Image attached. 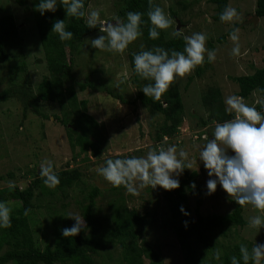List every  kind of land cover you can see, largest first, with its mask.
Wrapping results in <instances>:
<instances>
[{
	"label": "trees",
	"instance_id": "obj_1",
	"mask_svg": "<svg viewBox=\"0 0 264 264\" xmlns=\"http://www.w3.org/2000/svg\"><path fill=\"white\" fill-rule=\"evenodd\" d=\"M92 0H83L85 12L88 13ZM198 1V0H195ZM216 6V14L213 18L221 22L220 13L229 6L230 0H211ZM17 3L24 5L25 11L31 12L35 17L36 27L38 30V40L44 51V58L40 57L39 62L44 61L49 73L42 77V80L35 85L30 79L17 82L20 72L26 71V63L23 62L10 69L9 85L0 89V102H7L9 99L18 97V109L21 112V121L26 122L33 116L39 118H51L64 121L68 126V140L74 150V158L84 153L89 158V152L92 156L100 158L103 156L104 149L102 143L101 124L93 114L89 112V100H79L78 92L91 89L94 91H103L111 93V96H117L120 101L132 104H142L151 111L162 114L163 122L159 125L154 138L158 144L167 136L172 139L176 136L179 126L185 120L186 108L183 100V94L178 87L177 79L170 86L169 90L163 94L160 101H155L151 96H145L142 88L152 81L140 78L134 68V54L143 50H151L155 47H162L165 50L183 51L185 41L183 34L180 37L169 36L165 30H160L159 39L153 40L149 38V28L152 27L149 18V0H118L113 2L115 15L112 17H120L127 22V13L140 12L143 13L142 19L145 21L141 25L143 39L141 45H134L136 49L132 50L130 44L129 62L132 68V83L137 89L133 101L123 100L122 94H115L112 90L107 91L99 88V82L87 75L84 79L81 77L82 70L76 67V56L79 53L81 45L85 38L99 31L98 28H88L86 19L66 16V12L62 5H59L56 12H45L41 15L35 10V5L39 0H17ZM153 3L158 5L156 0ZM176 4L180 6V10H185L190 3L187 0H178ZM170 13L173 17H179V10L173 6L170 7ZM264 18V0H257L254 15ZM105 17V13H101ZM57 19H64L66 30L73 33V38L61 41L56 32L51 31L53 23ZM110 20V19H109ZM223 23V22H222ZM240 24H235L237 28ZM176 30V29H174ZM233 28L226 30L216 39L219 43H224L229 37V33ZM210 41L211 49L214 48ZM215 41V40H214ZM136 42V41H135ZM212 42V43H211ZM215 43V42H214ZM22 46V37L16 16L13 12L7 11L0 16V67L10 61L12 57L11 50ZM43 59V60H42ZM205 66L209 65L205 60ZM205 66H197L196 72L190 76L186 85V90L196 76H202L205 72ZM92 69V68H91ZM75 71H78V73ZM95 69H92V75ZM95 75V74H94ZM233 80L238 83V95L249 99L254 92H258L264 100V64L257 68L252 74L240 76H232ZM21 83V84H19ZM1 84V81H0ZM58 103L60 105L61 115L47 114L42 111V104ZM104 103V102H103ZM202 105L205 114L193 111L192 115L199 119L201 125L199 132V140L209 139L212 137V130L217 122H223L233 118L234 114L225 111L222 90L220 87L211 86L202 96ZM17 106V105H16ZM255 107L264 114V107L256 104ZM63 119V120H62ZM63 123V122H62ZM44 128L45 124L43 123ZM98 129V130H97ZM101 134H100V132ZM42 135L44 131L42 127ZM208 134L210 137H208ZM206 137V138H204ZM101 138V139H100ZM168 145V144H167ZM166 145V147H167ZM164 147V143L162 144ZM159 148L161 147L158 146ZM76 149L78 151L76 152ZM159 150V149H156ZM106 161V160H105ZM54 171L59 176L60 184L54 188H48L44 185L40 172L35 169L27 170L28 175L33 173L35 179L26 181L27 185L21 187L16 181L15 189L8 186L0 188V202L9 200L20 201V208L11 213L12 226L10 228H0V249L8 244V249L0 255V264H108V260L115 259L116 249L120 250V257L115 259V264H146L147 260L150 264H165L162 256V250L159 246H155L153 241L147 238V232L155 226L157 221L155 216L150 212L141 213L137 209H131L127 206L123 196H116L108 201V211L106 213L97 209V199L103 195L104 190L97 183L84 187H79L83 181V172L78 167L56 168ZM187 177L180 181V187L174 190H165L170 219L169 224L174 230L179 248L181 249L185 264H231V257L236 256L243 264L240 257L239 247L242 243L227 245L220 237L229 236L230 233L239 231L247 224L244 218V207H241L233 200L234 208L228 213H212L204 215L200 212V207L195 208L192 213L189 203L188 193H195L198 184L194 179L197 173L188 174ZM9 177L15 178L14 173L10 172ZM5 179L2 175L0 181ZM193 182L195 187H193ZM82 195L81 200L77 203H83V216L86 227L74 237H64L62 229L73 226L67 219L66 215L57 214L58 209H53L51 202L47 203L50 210L46 213L47 218L51 219L53 227L52 237L42 240L35 237L36 223L32 213L41 206L37 204L41 202L43 196L54 197L60 192L62 198L67 199L70 191L76 190ZM123 186L108 188L112 196L116 195ZM181 206L188 215L181 212ZM27 214L25 215V211ZM194 214V215H193ZM45 218V219H47ZM187 222V226H185ZM41 227V226H40ZM236 228V229H234ZM251 251V243L245 244ZM220 253V258L216 259V253ZM249 264H252L250 261Z\"/></svg>",
	"mask_w": 264,
	"mask_h": 264
},
{
	"label": "rangeland",
	"instance_id": "obj_2",
	"mask_svg": "<svg viewBox=\"0 0 264 264\" xmlns=\"http://www.w3.org/2000/svg\"><path fill=\"white\" fill-rule=\"evenodd\" d=\"M176 1L178 0H156L157 4L173 22L172 27L165 30L166 33L172 36L171 33L177 28L178 18L181 22L179 30L183 35L191 36L193 33H205L208 36L206 47L216 52L215 61L207 66L203 65L205 66L204 74L200 77L196 76L187 90L188 80L196 72V69L185 78L177 77L178 87L183 94L186 114L176 136L169 140L164 138L162 143L157 145L153 137L159 125L163 122L164 116L145 108L142 104L136 105L132 102L127 104V102L120 101L117 96H111L113 95L109 92L111 90L115 94H122L123 96L120 97L123 100L133 101L136 95L137 89L132 83V68L128 57L130 48L128 46L124 54L92 48L88 38H95L100 35L97 31L85 38L75 60L76 67L79 63L77 69L82 70L79 79H84L87 75L90 78L94 77L99 82L98 87H102L109 92L91 89L78 92L79 100H89V111L101 124L102 139H100L104 149L103 156L96 158L89 152V158L85 157L84 153L74 158L75 152L69 143L67 131L68 126L71 124L68 123L66 128L64 121L62 123L57 119H53L54 117L43 119L38 116H33L30 120L23 122L21 116H19L21 112L18 109L17 102L20 99L15 96L7 102H0V176L5 177L0 181V188L8 186L9 182L15 181L21 187H25L28 181L35 179L33 173L29 175L26 173L27 170L32 171V169H35L39 171L40 165L48 161H51L58 169L74 166L82 170L83 181H81L79 187H84L86 182L88 185H93L100 178V183L111 188L109 182L97 174L96 168L98 165L107 159L146 156L149 150L159 149L158 146H162L164 143V148L175 145L177 152L180 149L185 150L188 153L186 163L191 162L192 164V169L186 168L182 175L174 178L181 181L187 177L186 171L188 174L197 173L194 179L198 184V189L195 193H188L192 213L195 212L197 206L200 207L199 210L204 215L212 213L225 214L233 210V198L229 197L219 184L215 193L207 194L206 181L209 176L203 162L199 160L200 149L207 143V140H199L201 125H199V119L192 115V112L198 111L205 114L202 96L211 86L220 87L224 101L229 95H238L239 85L233 80L232 76L252 74L264 64V18H260L256 24L249 22L254 18L257 0H230L229 6L236 8L240 13L239 20L234 23L216 21L213 18L216 14V5L211 0H187L190 5L185 10H180V6L176 4ZM113 2L115 0H92L88 12L98 10L100 15L101 13L106 15L105 17L100 16L102 20L114 21L112 17H114L116 11L112 6ZM171 6L179 10V17L171 15ZM7 11L13 12L16 16L22 37V46L13 48L10 61L4 67H0V89L9 85L10 69L23 62L26 63L27 70L20 72L15 77L16 81H23L24 83V80L30 79L37 85L49 71L44 61L39 62L40 57L44 58V51L38 40L35 17L31 12L25 11L24 5L17 3V0H0V16ZM235 24H240L237 27L239 29L241 53L239 56L231 54L234 43L229 37L224 43L216 41L218 37L226 33V30L233 28ZM211 40H213V43L211 42L214 45L213 49L209 45ZM142 41L143 39L139 37L136 42H132V50L136 49L134 45H141ZM206 59L207 54H205ZM91 68L95 69V75L91 74ZM76 72L78 73V71H75V74ZM257 99H262V97L256 91L249 99L244 101L249 106H255ZM42 111L50 115H61L58 103H44L42 104ZM43 123L45 128L42 126ZM42 127L44 136L42 135ZM208 137H210L209 134ZM77 151L78 149H76ZM10 172L14 173L15 178L8 176ZM136 183L139 184L138 181ZM79 187L70 191V196L67 199L62 198L60 192H58L54 197L43 196L40 203L37 201V204H41V206L37 207L35 213H32L36 222L33 227H38L35 228L36 238L44 240L52 237L51 219L47 218L46 215L48 210L51 209L47 204L49 202H51L53 209H58L55 215L64 214L67 217L72 214L84 220L83 203H77V200L82 198ZM102 189L107 190H104L103 195L97 199V209L95 211L100 210L106 213L108 211V201L113 197L123 196L129 208L137 209L141 213L150 212L157 219L154 222L155 226L149 233L147 232V238L149 241H153L155 246L161 248L164 263L185 264L177 236L171 226L166 224L171 219L163 188L160 186L155 189H152L151 186L138 188V195L130 194L125 188H122L114 196L108 188ZM6 204L12 213L20 208L21 202L9 200ZM243 215L247 224L239 228V231H232L229 236L220 237V239L227 245L251 243L252 247L256 241L264 244V228L260 230L249 226L251 217L264 216V213H260L251 204H248L244 207ZM67 219L72 225L75 224L74 219ZM7 249L8 244H5L0 249V255ZM119 257L120 250L116 249L115 259ZM115 259L106 260L108 264H115L117 263ZM146 264H150V262L147 260ZM261 264H264V259H262Z\"/></svg>",
	"mask_w": 264,
	"mask_h": 264
},
{
	"label": "clouds",
	"instance_id": "obj_3",
	"mask_svg": "<svg viewBox=\"0 0 264 264\" xmlns=\"http://www.w3.org/2000/svg\"><path fill=\"white\" fill-rule=\"evenodd\" d=\"M66 16L77 19L87 15L88 28H98L100 35L88 38L94 49L112 53L124 54L128 46L143 35L141 25L145 23L143 13L129 11L127 22L120 17L114 21L102 20L98 10H91L86 14L83 0H59ZM58 0H39L35 10L41 15L45 12H56ZM149 11L147 13L152 27L149 28V38L156 40L160 37V30L172 27V20L165 14L164 10L149 0ZM240 13L231 6H226L220 13L221 22L234 23L239 20ZM177 18V26H178ZM51 31L58 34L61 41L73 38V33L66 30L64 19H57L53 23ZM171 35L180 37L182 33L178 28ZM229 38L234 43L231 54L239 56V29L233 27ZM208 36L205 33H193L191 36L184 35V50H165L155 47L151 50H143L134 54V68L136 74L147 81L142 91L145 96H151L155 101H160L177 77L185 78L191 75L197 66L205 63V54L209 63L216 59L215 50L206 47ZM225 111L234 114L233 118L223 122H217L212 137L200 149L199 160L203 162L209 179L206 181L207 194L211 195L217 190L219 184L227 195L241 207L251 204L260 213H264V114L255 106L245 103L244 97L229 95L224 101ZM255 104L264 107V100L257 99ZM90 112V111H89ZM50 119V118H49ZM54 119V118H53ZM59 121V120H58ZM169 140V137H165ZM188 160V153L180 149L177 152L175 145L159 150L151 149L146 156L107 159L96 168L97 174L102 176L113 187L123 186L127 192L138 195V188L151 186L155 189L160 186L164 190H174L180 187L178 178L184 170L192 169ZM40 176L46 187L54 189L60 184L59 176L56 174L51 161L40 165ZM139 182L137 185L136 182ZM193 187L195 183L193 182ZM8 187L15 189L14 182H9ZM181 212L188 213L181 206ZM27 210L25 211V215ZM67 218L75 220L71 227L62 229L64 237H74L86 227L84 220L69 214ZM12 226L11 209L6 202H0V228ZM187 226V222H185ZM252 228H264V216L257 215L249 219ZM240 257L243 264H261L264 259V244L256 243L251 251L245 244L239 247ZM216 259L220 258L217 252ZM231 264H240L236 256H232Z\"/></svg>",
	"mask_w": 264,
	"mask_h": 264
},
{
	"label": "water",
	"instance_id": "obj_4",
	"mask_svg": "<svg viewBox=\"0 0 264 264\" xmlns=\"http://www.w3.org/2000/svg\"><path fill=\"white\" fill-rule=\"evenodd\" d=\"M259 19H260L259 16L257 14H255L254 18L251 19L249 22H252V23L256 24ZM180 25H181V22H180V20H178V26H177L178 29L180 28ZM97 185L100 188H109V186H105L102 183H100V178L97 180Z\"/></svg>",
	"mask_w": 264,
	"mask_h": 264
}]
</instances>
